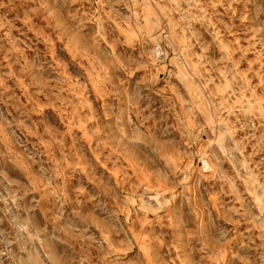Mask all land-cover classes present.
I'll use <instances>...</instances> for the list:
<instances>
[{
  "label": "rangeland",
  "instance_id": "1",
  "mask_svg": "<svg viewBox=\"0 0 264 264\" xmlns=\"http://www.w3.org/2000/svg\"><path fill=\"white\" fill-rule=\"evenodd\" d=\"M0 264H264V0H0Z\"/></svg>",
  "mask_w": 264,
  "mask_h": 264
}]
</instances>
